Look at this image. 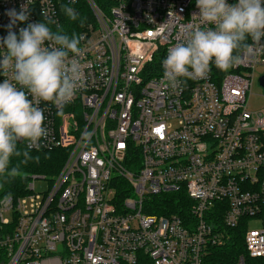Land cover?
Listing matches in <instances>:
<instances>
[{"label": "built area", "instance_id": "obj_1", "mask_svg": "<svg viewBox=\"0 0 264 264\" xmlns=\"http://www.w3.org/2000/svg\"><path fill=\"white\" fill-rule=\"evenodd\" d=\"M80 1L0 0V37L9 9L25 6L28 22L55 31L62 6ZM83 1L91 21L72 33L86 85L62 110L38 102L47 135L24 142L65 149L66 159L53 178L32 175L25 193L0 198V264H216L228 229L243 235L229 264L264 259V106L248 109L254 83L264 100V42L249 40L228 72L212 66L165 88L168 51L204 27L195 0ZM182 191L187 217L146 212L149 197Z\"/></svg>", "mask_w": 264, "mask_h": 264}, {"label": "clouds", "instance_id": "obj_2", "mask_svg": "<svg viewBox=\"0 0 264 264\" xmlns=\"http://www.w3.org/2000/svg\"><path fill=\"white\" fill-rule=\"evenodd\" d=\"M202 28L188 32L184 42L172 47L163 59L162 85L176 88L182 80L202 79L211 67L228 72L239 62L241 48L264 42V0H195ZM72 21L77 13L62 6ZM7 35L0 37V180L15 178L20 169L10 166L13 157L32 160L19 144L39 146L47 135L45 110L38 102L63 108L86 85L81 64V37L50 23L29 21L25 6L9 9ZM27 22V23H26ZM25 27L14 31L19 24Z\"/></svg>", "mask_w": 264, "mask_h": 264}, {"label": "trees", "instance_id": "obj_3", "mask_svg": "<svg viewBox=\"0 0 264 264\" xmlns=\"http://www.w3.org/2000/svg\"><path fill=\"white\" fill-rule=\"evenodd\" d=\"M98 1V0H97ZM77 13V19L75 21L70 20L64 13L61 19V28L65 31H69L70 34L76 31L80 25L91 21L92 13L89 6L85 1H80L77 9L74 10ZM18 148L21 151L28 150L25 144H19ZM30 156L33 157L27 163H23V157H13L10 166H15L20 169L18 175L13 179L0 180V198L7 195H21L25 193V187L32 175H44L46 177L55 176L64 160L66 159L65 149L54 150H28ZM118 197H122L124 194L122 191H118ZM150 207L146 209L148 213L154 214H170L174 213L181 218L187 217L189 214L188 206L190 200L187 195L182 192H168L159 195H153L148 198ZM219 225L220 218L213 221ZM228 243L223 247H214V255L212 256V263L216 264H229L233 262L235 257L243 252V235L239 229H228ZM247 264H264V259L255 258L248 259Z\"/></svg>", "mask_w": 264, "mask_h": 264}, {"label": "rangeland", "instance_id": "obj_4", "mask_svg": "<svg viewBox=\"0 0 264 264\" xmlns=\"http://www.w3.org/2000/svg\"><path fill=\"white\" fill-rule=\"evenodd\" d=\"M261 94H262L261 89L258 87L257 83H254L251 87L250 97L248 100V109L249 110H252V111L259 110L264 106V100H263ZM53 177H46V178L50 179ZM47 186H48V184H47V181H45V180L38 179L34 182V188L37 192L45 191L47 189ZM5 217L11 218V214L7 213V214H5ZM259 225L260 224L257 222L252 223V226H254V227H259Z\"/></svg>", "mask_w": 264, "mask_h": 264}, {"label": "water", "instance_id": "obj_5", "mask_svg": "<svg viewBox=\"0 0 264 264\" xmlns=\"http://www.w3.org/2000/svg\"><path fill=\"white\" fill-rule=\"evenodd\" d=\"M261 82H263V84H264V76L261 78Z\"/></svg>", "mask_w": 264, "mask_h": 264}]
</instances>
